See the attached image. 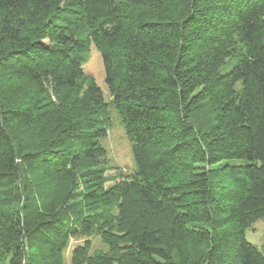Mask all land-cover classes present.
Instances as JSON below:
<instances>
[{"label": "trees", "instance_id": "16d2710c", "mask_svg": "<svg viewBox=\"0 0 264 264\" xmlns=\"http://www.w3.org/2000/svg\"><path fill=\"white\" fill-rule=\"evenodd\" d=\"M258 220L264 0H0V264H264Z\"/></svg>", "mask_w": 264, "mask_h": 264}, {"label": "rangeland", "instance_id": "374dc122", "mask_svg": "<svg viewBox=\"0 0 264 264\" xmlns=\"http://www.w3.org/2000/svg\"><path fill=\"white\" fill-rule=\"evenodd\" d=\"M83 71L93 78L96 85L101 89L104 99L108 101L109 94L104 84L101 58L93 47H91L87 56V61L83 65ZM106 131V136L100 140V145L106 151L104 164L110 168V170L106 172V175L108 177H115L118 173L123 175L131 174L135 169L131 144L126 137L125 129L119 115L112 108H109V123L106 126ZM118 179L120 178H117V180ZM110 184L112 183H107L106 186ZM82 240L83 239L70 241L69 248L64 256L65 264L69 262L71 249L75 245L81 244ZM245 240L257 248L262 246L264 241V220L256 221L251 229L246 230ZM91 243L93 250L103 248L99 240L95 237L91 239Z\"/></svg>", "mask_w": 264, "mask_h": 264}]
</instances>
